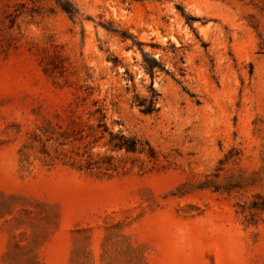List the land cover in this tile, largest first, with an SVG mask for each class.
Wrapping results in <instances>:
<instances>
[{"label": "rangeland", "instance_id": "obj_1", "mask_svg": "<svg viewBox=\"0 0 264 264\" xmlns=\"http://www.w3.org/2000/svg\"><path fill=\"white\" fill-rule=\"evenodd\" d=\"M65 1L0 0V264H264V0Z\"/></svg>", "mask_w": 264, "mask_h": 264}, {"label": "trees", "instance_id": "obj_2", "mask_svg": "<svg viewBox=\"0 0 264 264\" xmlns=\"http://www.w3.org/2000/svg\"><path fill=\"white\" fill-rule=\"evenodd\" d=\"M58 6L72 19L76 20L78 17V11L77 9L69 2L65 0H55ZM186 20L189 24L194 23L197 21V18L194 17H186ZM141 45V44H140ZM144 63H145V70L149 74L151 78V84H150V92L152 93V98L148 104H145L144 101L139 100L137 98L138 106L142 108V111L144 113H153L156 112V101L158 100L159 94L156 92L154 88V79L156 74L158 73H164L166 75H170V73L166 70V68L160 63L159 59L150 57L148 55H144ZM104 116L100 119V122H102ZM116 139H118V143L115 144V147H118L120 149H127L129 150H135L136 149V141L133 139H128L123 135H117L115 136Z\"/></svg>", "mask_w": 264, "mask_h": 264}]
</instances>
